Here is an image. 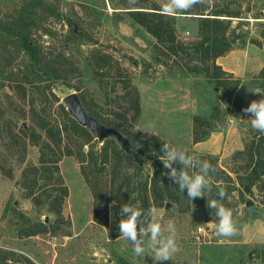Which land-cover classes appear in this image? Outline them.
<instances>
[{
	"label": "rangeland",
	"instance_id": "obj_1",
	"mask_svg": "<svg viewBox=\"0 0 264 264\" xmlns=\"http://www.w3.org/2000/svg\"><path fill=\"white\" fill-rule=\"evenodd\" d=\"M41 1L51 11L29 6L38 0H0V26L19 16L21 9L26 11L22 17L34 15L37 21L33 19L31 38L45 52L60 54L64 65L66 61L73 70L52 82L25 80L24 71L31 63L29 52L18 44H8L9 40L0 35V249L13 252L12 264H154L150 251L138 257L130 241L113 236V220L120 221L121 208L127 202L125 196L116 194L118 184L126 181L125 174L134 187L136 177L140 178L137 182H148L150 206L146 210H141V202L142 205L134 206L145 214L150 207L163 209L162 227L175 225L180 250L172 260L155 264H264L253 252L257 245L264 244V185L257 183L253 193H244L260 210L250 216L242 200L244 187L239 179L246 161L237 155L260 133L245 116L240 119L238 112L256 94L264 98V92L252 91H264V86L257 85L260 81L264 83L260 77L264 68V0H234L233 6L241 4V16H219L231 18L227 31L231 48L216 61L231 74L222 75L229 82L226 89L216 87V80L205 73H196L200 66L196 59L168 53L132 19L136 10L160 12L155 8L161 9L166 0ZM223 4L224 0H202L190 11L203 8L210 13ZM54 14H60V19ZM198 16L195 13L174 16L177 40L188 47L199 39ZM70 21L78 24L80 37H73ZM97 56L109 59L112 67L108 76L99 77L91 69ZM228 66L237 71L228 70ZM127 76L139 97L138 114L124 98ZM238 80V88L230 96L229 89ZM72 92L78 94L89 114L91 108L122 124L129 134L121 133L138 152L136 162L140 164L115 154V149H121L115 138L99 141L92 133L90 141H86L80 132L69 129L68 135L63 133L62 148L64 153L69 149L71 154L62 155L58 162L68 195L62 203L51 205L61 207L57 213L49 211L45 191L58 193L59 185H45L42 180L35 185L31 174L26 181L23 178L28 167L39 165L40 158L50 157L56 150L53 139L46 137L42 128L64 124L61 107L68 109L63 98ZM249 92L253 93V100L245 99ZM214 102L220 105L218 119L214 117L218 127L207 139L194 142V130L199 125L196 118L207 117ZM149 125L150 134L138 130ZM107 141L111 149L105 163L98 158L95 167H88L87 154L93 151L97 156ZM163 141L184 148L195 157L196 153L202 154L224 171L217 174L218 181L233 189L230 199L218 201L233 211L237 235L227 238L216 235L218 220L215 210L207 207V199L191 201L187 193L181 192L180 200L166 197L158 205L149 184L154 167L142 146L150 145L162 152ZM83 166L87 174L94 173L95 191L86 181ZM198 170L194 167L189 172ZM162 189L160 192L165 193L166 187ZM142 191L139 187L135 192L139 200ZM113 198L121 202L116 215ZM38 222H43L46 229L22 235V230Z\"/></svg>",
	"mask_w": 264,
	"mask_h": 264
},
{
	"label": "trees",
	"instance_id": "obj_2",
	"mask_svg": "<svg viewBox=\"0 0 264 264\" xmlns=\"http://www.w3.org/2000/svg\"><path fill=\"white\" fill-rule=\"evenodd\" d=\"M234 0H224V4L210 13H205L204 9L196 10L195 12L189 11L188 13L199 14L198 18V34L199 39L193 43L191 47L186 46L182 42L177 40L176 36V26H175V17L174 16H166L162 15L159 11H144V10H136L132 13V19L144 27L146 31L151 33L156 39L157 42L162 45L168 53L177 55L182 59H196L200 66H197L196 73H205L210 78H214L216 80V87H223L226 89L228 87L227 78H223L222 75H227V77L231 76L230 73L223 70L222 67L217 64L216 59L223 55L231 48V39L227 36V31L231 25L232 17H240L241 16V4L237 3L235 6L232 4ZM30 7H40L43 12L47 11L48 6L41 0H38L37 4L29 5ZM34 9V10H35ZM160 10L159 8H155ZM33 10V11H34ZM24 11V12H23ZM37 11V10H36ZM51 11V10H48ZM198 11V12H197ZM22 12L26 13L24 9H21L20 15L12 17L6 25L0 26V35H4L5 39L9 40L8 44H18L22 46L27 52H29L31 57V63L29 64V68L24 71L25 80L32 81L38 80L42 81H56L57 79L67 76L70 72H72V68L69 65H65L61 59V55H54L53 52H45L44 48L31 38V27L34 26L37 19L33 15V17L29 18L28 16L22 17ZM59 19L61 17L60 14H54ZM219 16H228L231 18H220ZM33 20V21H32ZM40 20V19H38ZM41 21V20H40ZM39 22V21H38ZM81 34L73 32V37H80ZM112 65L110 61L105 56H97V61L91 69L94 70L99 77L108 76ZM196 67V66H195ZM104 68V69H103ZM102 69V70H101ZM212 70V71H211ZM260 77L264 81V68L260 72ZM130 79L126 78L125 81V91L124 98L135 108L136 114L139 113V97L136 92V89L129 85ZM240 81L238 80L234 85H232L229 89L230 96L234 93V91L238 88ZM260 87L264 86L263 82H258L257 84ZM216 90V88H215ZM217 91V90H216ZM62 112L65 117V122L62 126H58L56 128L46 127L42 128L46 137H50L54 141V147L56 150L51 153L50 157L40 158L39 165H32L28 167V171L24 172L23 180L26 181L31 174L33 176V181L35 185L39 184V180L43 181V184H58V193H54L51 189L45 191V200L50 204L49 211H56L60 213V206L55 207L51 206L55 203H62L65 197L68 195V188L62 182V176L59 168V160L62 155L71 154V151L68 149L66 153H64L62 148V142L65 138L63 133L67 134L69 129L72 132H80L86 141H90L92 132L82 125H80L77 120L70 114L68 110L65 109L64 105L61 107ZM90 113L96 117L98 120L107 124L109 126L115 127L120 132H126L129 134L122 124H118L112 118H109L108 115L104 113H99L94 111V109L89 108ZM220 110V105L218 102H214L213 110L208 114L207 117L203 119L196 118V121L199 122V125L194 130V142L202 141L208 138L212 131H215L218 127V121L214 119H218V112ZM207 126V129L203 127ZM55 129V130H53ZM24 134H27L25 129H22ZM55 132V133H54ZM68 135V134H67ZM54 137V138H53ZM113 139V138H112ZM46 144V142H44ZM48 145V144H46ZM70 145V144H68ZM111 145L109 141H107L101 152L94 155L93 151H90L87 154L88 159V167L96 166L97 159L99 158L102 162L105 163L110 153ZM143 152H147L152 160V165L154 167V172L152 177L150 178L149 184H151V191L154 194V199L156 200L158 205L163 203L164 198L169 197L175 201L180 200L181 198V190L179 186L175 184L166 174L168 170L164 168L162 162L159 160V156L162 155V152L153 149L150 145H143ZM115 154L118 156L122 154L125 160H131L133 163L140 164V162H136L133 157L126 153L122 148L119 151L114 150ZM237 155H241L245 158V165L243 167V175L239 176L240 183L243 185V190L241 192L242 200L246 202L248 198H245L244 193H253V187L257 185V183H262L264 185V133H257L247 144L243 150L237 152ZM196 157L200 160H206L204 155L197 154ZM211 157V156H210ZM216 169L215 173H210V176L215 174L211 179V183L213 184V190L210 194H206L207 197H203L204 199H217L220 198L217 196V192L220 188H223L228 196L231 189L225 188L218 181V173H224L221 168L216 167L215 161L207 159ZM82 164L84 160H81ZM174 167H177L179 170V165L174 164ZM85 167L83 166L82 172L85 175L86 181L92 186V191H95L93 188V179L94 173H88L85 171ZM218 174V175H217ZM55 175V176H54ZM126 181L118 184L116 189V194L120 196H125L126 204L130 205H142L141 210H146L151 202L148 197V182L145 183L137 182L138 177H136V183L131 185L130 177L128 175H123ZM166 187V192L162 193L163 187ZM141 187L143 188L142 200H139L136 197L135 192L137 189ZM183 193H187V189ZM134 194V195H133ZM95 195V192H94ZM132 195V197H131ZM227 198V197H226ZM224 198V199H226ZM114 199V198H113ZM116 206H114L113 212L116 213L120 211L121 202L115 200ZM142 204H141V203ZM139 209V208H138ZM123 217H121L122 219ZM119 220H113V236L117 237L120 235L119 233ZM118 223V226L116 224ZM46 229V225L43 222H38L33 225H29L27 228L22 230L23 236H30L32 234L38 233L39 231H43ZM254 255L259 257L262 261H264V244L257 245L253 250ZM0 264H12L14 255L13 252L8 250L0 249Z\"/></svg>",
	"mask_w": 264,
	"mask_h": 264
},
{
	"label": "clouds",
	"instance_id": "obj_3",
	"mask_svg": "<svg viewBox=\"0 0 264 264\" xmlns=\"http://www.w3.org/2000/svg\"><path fill=\"white\" fill-rule=\"evenodd\" d=\"M202 0H166L162 4L160 12L166 16H177L188 13L194 6L201 3ZM255 93H261V90H252ZM245 115H250L251 127L264 133V98L253 100L243 110ZM152 126L142 127L138 130L150 134ZM162 155L159 160L162 162L166 174L179 189L184 192L187 189V196L190 200L195 198L207 197L213 190L210 173H215V167L207 160H200L188 153L184 148L175 146L168 141H163ZM179 165V170L173 165ZM198 167V171L189 172V169ZM220 200L228 197L227 192L220 188L217 192ZM230 199V197H228ZM207 207L215 210L218 223L216 224V235L219 237H233L238 234L236 221L233 217V211L225 207L217 199L207 198ZM119 222L120 236L130 241L132 250L138 257L144 256L146 251L151 252L154 264L155 262H164L172 260L174 254L180 249L176 241V228L173 223H169L167 228H163L160 217L163 216V209L150 207L146 214L137 207L125 204L121 208ZM167 232V235L165 234Z\"/></svg>",
	"mask_w": 264,
	"mask_h": 264
},
{
	"label": "water",
	"instance_id": "obj_4",
	"mask_svg": "<svg viewBox=\"0 0 264 264\" xmlns=\"http://www.w3.org/2000/svg\"><path fill=\"white\" fill-rule=\"evenodd\" d=\"M69 25L74 32H79L78 24L75 21H70ZM63 101L66 104L68 111L77 120V122L80 125L87 127L99 141H103L104 139L110 137L115 138L120 143L121 148L126 153L130 154L135 161L137 160L138 152L135 151L130 139L115 127L108 126L93 115L89 114L84 108L81 99L76 92H72L66 95L63 98ZM22 125L25 126L24 123ZM139 153H142V151H140ZM245 204L248 207L250 216H252L254 213H260V210L253 205L252 199H247ZM169 206L170 203L167 202L166 207Z\"/></svg>",
	"mask_w": 264,
	"mask_h": 264
},
{
	"label": "crops",
	"instance_id": "obj_5",
	"mask_svg": "<svg viewBox=\"0 0 264 264\" xmlns=\"http://www.w3.org/2000/svg\"><path fill=\"white\" fill-rule=\"evenodd\" d=\"M219 57L221 58V56H219ZM219 57H218V58H219ZM218 58H217V59H218ZM217 59H216V61H217ZM228 65H229V64H228ZM233 68H234L233 66H228V67H227V69L230 70V71H232V72L237 71L235 68H234V69H233ZM251 93H252V92L247 93L245 99H246V98H247V99H248V98L250 99V97H251V99L253 100V97H252L253 93H252V94H251ZM262 98H263V96H261V95L258 96V94H256L255 97H254V100H258V99H262ZM245 104H246V105H245ZM249 104H250V102L246 100V102L244 103V108L247 107ZM242 108H243V105H242ZM244 108H243V109H244ZM243 109H242V110H243ZM242 110H240V111L238 112V113H239V114H238V115H239V118L241 119V116H245V117H246V120H248V119L250 118V115H245L244 112H243ZM210 143H211V141H210Z\"/></svg>",
	"mask_w": 264,
	"mask_h": 264
},
{
	"label": "built area",
	"instance_id": "obj_6",
	"mask_svg": "<svg viewBox=\"0 0 264 264\" xmlns=\"http://www.w3.org/2000/svg\"><path fill=\"white\" fill-rule=\"evenodd\" d=\"M199 230H202V228H201V227H199Z\"/></svg>",
	"mask_w": 264,
	"mask_h": 264
},
{
	"label": "flooded vegetation",
	"instance_id": "obj_7",
	"mask_svg": "<svg viewBox=\"0 0 264 264\" xmlns=\"http://www.w3.org/2000/svg\"><path fill=\"white\" fill-rule=\"evenodd\" d=\"M79 33V32H78Z\"/></svg>",
	"mask_w": 264,
	"mask_h": 264
}]
</instances>
